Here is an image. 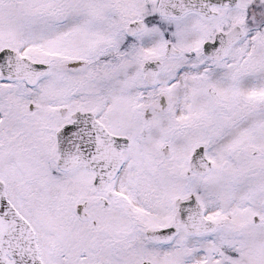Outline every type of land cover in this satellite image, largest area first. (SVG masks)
<instances>
[{"label": "snow or ice", "instance_id": "snow-or-ice-1", "mask_svg": "<svg viewBox=\"0 0 264 264\" xmlns=\"http://www.w3.org/2000/svg\"><path fill=\"white\" fill-rule=\"evenodd\" d=\"M0 264H264V0H0Z\"/></svg>", "mask_w": 264, "mask_h": 264}]
</instances>
